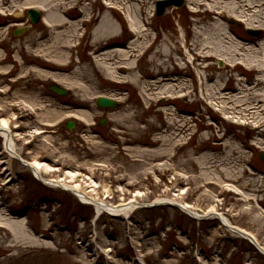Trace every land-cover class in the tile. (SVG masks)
<instances>
[{
  "label": "rangeland",
  "instance_id": "374dc122",
  "mask_svg": "<svg viewBox=\"0 0 264 264\" xmlns=\"http://www.w3.org/2000/svg\"><path fill=\"white\" fill-rule=\"evenodd\" d=\"M43 1L0 0V123L6 120L22 158L51 165L46 179L71 185L73 172L87 189L97 183L94 197L140 206L127 217L97 215L74 192L37 179L0 137V222L23 224L17 235L0 226V264H264L255 246L217 218L193 219L171 202L143 206L166 198L200 213L214 207L264 247V115L239 102L246 99L241 86L264 89L253 69L264 62V52L256 53L264 0H248L253 25L240 20L237 3L219 17L213 0H186L162 15L159 0H67L71 22L59 39L43 21ZM30 8L43 16L33 26ZM105 15L116 24L106 33ZM217 23L225 47L235 42L255 52L241 50L235 66L230 52L214 47ZM67 37L70 50L57 43ZM116 64L130 68L116 71ZM51 82L71 96L50 91ZM99 96L120 108L103 110ZM72 110L87 112L88 122ZM69 120L77 122L72 130Z\"/></svg>",
  "mask_w": 264,
  "mask_h": 264
},
{
  "label": "bare ground",
  "instance_id": "6f19581e",
  "mask_svg": "<svg viewBox=\"0 0 264 264\" xmlns=\"http://www.w3.org/2000/svg\"><path fill=\"white\" fill-rule=\"evenodd\" d=\"M194 1L195 0H193L192 2H194ZM197 1H195V2H197ZM213 1H214V5H210V8L214 9V11L223 9V12L219 11L217 13L219 15V17H221L225 14L226 7L228 4L232 3L233 5H236V3H237V5L234 7L235 11L241 9L242 14H245V15H241L240 20L247 22L249 25L254 24L253 19H251L250 17L249 18L246 17V16H248L247 9L249 10L250 7H254V4L251 5V3H249L248 0H213ZM68 2L70 3L71 1L69 0ZM245 2H246V4H245ZM66 3H67V0H44L43 2L39 3L41 5H38L40 9H43L46 12V14L43 18V21L45 22V24L47 26H50L52 29H54L55 36L58 39L60 38V36L65 34V30L68 28V26L70 25V22H71L69 19V16H68L69 9H68V6H66ZM106 3L110 7L118 8L117 4H115L111 1H107ZM109 10L111 12H113V10H115V9H109ZM254 16H259V14L254 13ZM129 20L131 21L130 18H129ZM111 25L116 26L115 22L112 21V19L109 16L105 15L104 21H103L102 31L104 33H106L107 30H105V28L108 26H111ZM259 26L261 28H264V23L260 22L258 27ZM73 27H75L73 35L76 36L75 34L78 31V27L75 25H73ZM131 27H132V29L136 30V35H138L140 37L141 33L143 32L141 27L136 25V24L133 25V21H131ZM215 29H216V32L218 33V36H216L218 41H217V43H215L214 47L219 45V46H221L218 48L219 52H230L231 58L234 60L235 63L237 61L236 56L239 54V52L241 50H243V51H250V50L252 51L253 50V47H244V45H241L239 43H238V45H235V42H233L234 49L229 48V47H225V45H226L225 38L227 36L225 35L224 32L221 33V31L224 30L221 23H217ZM98 33L102 34V32L100 30ZM73 42H74V40L72 38L67 37L66 41L60 40L57 43H64L63 47L64 48L69 47L67 50H70ZM64 45L67 47H65ZM258 46H259V48L256 49L257 50L256 53H263L264 52V41L261 44H259ZM209 47H213V46L208 45L206 48H209ZM211 50H213V49H211ZM117 54H120L123 57L129 56L128 51H126V50H121ZM263 57H264V55H263ZM106 58L107 59L113 58V54L111 52H107ZM238 63H236L235 66H237ZM247 65H248V63H247ZM115 67H116L115 68L116 71H118V70L126 71L127 69L130 68L129 65H121V64H118V65L116 64ZM253 69L259 73V77L257 78V85H263L264 86V62H261L259 60L256 64H254ZM135 81H137V78H135ZM241 89L243 92H246V94H245L246 99H240L239 100L240 105L244 106V108L248 112H251V111L254 112L255 115L257 114L258 117H260L261 115H264V89H262V90H260L258 88L256 89V86L246 87V88L241 86ZM221 90L222 89H219V93H221ZM250 95H252L251 98L253 100L248 101V98ZM70 115L73 117H76L78 119H81L83 121H86V122H88V120H89V114L85 111L72 110V111H70ZM0 136L3 138V147H4L5 152H7L13 159H19L20 156L18 157V152L16 149L15 141L13 139V135L11 134V130H10L9 126L7 125V122L5 119H3L2 122L0 123ZM28 163L30 164L31 169L33 170L34 174L38 178L44 179L45 181H48L50 184L58 186L60 188L69 189L70 191L74 192L81 199V201L86 202V203H92L96 208L97 215H100L104 212H107V213L112 214V215H116V216L117 215H120V216L123 215V216L127 217L129 215V213L133 212L134 210H136L139 207V202H137L135 199H131L128 202L120 203L118 205H110L104 199H98V198L94 197L92 194H90L92 191L93 192L95 191V186L97 185V183H93V181H92L91 183L88 184V186H87L88 189H87L86 187H83L80 184V181L76 179L77 174L73 173V172H68V173L71 177V181L72 180L75 181L74 184L70 185L67 182H64L63 180H65V179H63V180H61V179L60 180H51L50 179L49 180L43 176V174H44L43 170L51 169V165H49L46 162L39 161V160H34V161H30V162L28 161ZM6 171L10 172V169H6ZM248 199H249V201L252 200V198H248ZM156 202L157 203L171 202L174 204H177V203L182 204L183 208H185L187 211L192 213L197 218H200L202 216H208V218H217L219 220V225L221 227L229 228L230 230H232L233 232H236L238 234L240 231L249 233L250 235H252L253 238H255L256 244L259 245V247L264 249V247L259 243L258 239L255 237L254 234L250 233L249 231H247V230H245L239 226L237 227L236 225H233V223L227 217H225L223 214L218 212L216 210V208H214V207H211L208 210H206L205 212L200 213V212H197L195 209H193L189 203H186V202L182 203V202H179L175 199L163 198V199H158ZM1 225L6 226V227L8 226L10 229H12V231L16 235L18 233H20L19 232L20 228L23 226L21 220H14L13 222L12 221H10V222L5 221L4 223L0 222V226Z\"/></svg>",
  "mask_w": 264,
  "mask_h": 264
},
{
  "label": "water",
  "instance_id": "95a60500",
  "mask_svg": "<svg viewBox=\"0 0 264 264\" xmlns=\"http://www.w3.org/2000/svg\"><path fill=\"white\" fill-rule=\"evenodd\" d=\"M184 3H185V0H160L157 3V14L162 15L165 12L166 8L169 6L175 5L177 7H180ZM27 13L30 17V21L32 24H36L37 22L40 21L41 14H40L39 10L30 9V10H28ZM24 29L25 28L16 29V31L14 32V35L15 36L20 35ZM251 33H253V32H251ZM49 89L51 91L55 92L56 94L61 95V96H70L71 95V92L67 88H64V87H62L56 83H50ZM96 104L103 109H118L120 107V103L117 100H115L113 98L106 97V96L97 97L96 98ZM106 122H107L106 118H102L100 121V124L105 125ZM66 127L70 130L73 129L75 127V122L74 121H68L66 124ZM261 158L264 160V152L261 154ZM22 162H24L27 165L29 164L23 160H22ZM157 204L158 203H154L151 205H143V206L149 207V206H153V205H157ZM239 233L242 234L243 236H245L246 238H248L251 242L255 243V239L251 235H249L245 232H241V231Z\"/></svg>",
  "mask_w": 264,
  "mask_h": 264
}]
</instances>
